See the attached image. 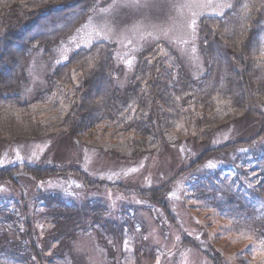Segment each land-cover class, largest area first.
Returning <instances> with one entry per match:
<instances>
[{
  "label": "trees",
  "instance_id": "trees-1",
  "mask_svg": "<svg viewBox=\"0 0 264 264\" xmlns=\"http://www.w3.org/2000/svg\"><path fill=\"white\" fill-rule=\"evenodd\" d=\"M109 1L0 0L1 145L70 138L84 147L107 149L119 160L138 161L162 155L174 137L206 143L246 117L255 121V134L207 148L155 188L123 187L92 180L79 168L27 163L1 167L0 180L9 182L19 174L39 181L72 175L87 190L135 195L171 217L166 194L180 176L220 155L238 152L240 160L264 138V0H234L222 15L200 18L198 39L206 68L197 78L188 74L177 50L159 40L139 53L128 84H120L123 68L115 63L116 46L102 41L74 52L49 75L44 89L26 95L32 56L42 49L51 54ZM254 155V175L242 171L246 180H223L219 186L206 176L202 180L212 188L209 199L221 194L213 208L228 213L229 229L238 242L252 241L248 256L253 259L234 256V264H264V150ZM33 204L30 211L16 202L12 213L0 204V264H88L74 243L92 232L108 256L107 264H139L145 255L146 249L137 244L135 253H128L122 240L131 230L103 222L89 204L80 208L41 190ZM203 252L212 264H219L221 257Z\"/></svg>",
  "mask_w": 264,
  "mask_h": 264
},
{
  "label": "rangeland",
  "instance_id": "rangeland-1",
  "mask_svg": "<svg viewBox=\"0 0 264 264\" xmlns=\"http://www.w3.org/2000/svg\"><path fill=\"white\" fill-rule=\"evenodd\" d=\"M112 2L97 6V10L70 36L62 39L51 54H44L42 49L32 56L28 64L26 95L33 93V97L44 89L49 75L74 52L102 41L116 46L115 63L123 68L122 76L117 80L120 84H128L139 53L159 40L170 43L179 53L188 74L197 78L206 68L198 39L200 18L222 15L234 0H139L141 5L147 6L130 8L120 7L119 3L112 7ZM256 128L255 121L246 117L238 124L214 133L206 143L195 144L192 140L174 137L162 155L144 156L138 161L119 160L107 149L84 147L70 138L57 142L49 138L18 141L0 144V168L18 163L74 167L86 172L92 180L123 187L155 188L188 167L207 148L229 140L250 138ZM263 150L264 138L254 143L240 160L236 159L237 156L241 158L238 152L231 157L220 155L212 162L213 159L185 172L172 183L166 194L171 217L164 212L163 215L158 205L153 206L135 195L115 189L87 190L72 175L39 181L30 175L19 174L9 182L0 180V204L7 206L10 213L16 202L21 206L28 205L33 211L37 191L41 190L46 196L55 194L66 202H76L80 208L89 204L92 210L100 213L103 222L126 225L131 235L124 237L122 247L128 253H135L136 244L146 249L139 264H212L203 250L211 252L215 258L221 257L219 264H234V256L253 259L248 256L252 241L238 242L240 239L229 229L231 218L228 213L213 208L217 205L216 200L222 199L221 194L209 199L212 188L202 180L206 176L218 186L223 180H246L242 171L253 176L252 169L257 166L254 154ZM101 206L106 210L101 212ZM81 236L74 243L77 253L88 264H107L108 256L99 247L96 233ZM255 255L263 257L258 256V252Z\"/></svg>",
  "mask_w": 264,
  "mask_h": 264
},
{
  "label": "snow or ice",
  "instance_id": "snow-or-ice-1",
  "mask_svg": "<svg viewBox=\"0 0 264 264\" xmlns=\"http://www.w3.org/2000/svg\"><path fill=\"white\" fill-rule=\"evenodd\" d=\"M118 3L119 6L123 8L147 6V5H141L139 3V0H113L112 7H116ZM227 6L231 7V5H227Z\"/></svg>",
  "mask_w": 264,
  "mask_h": 264
}]
</instances>
